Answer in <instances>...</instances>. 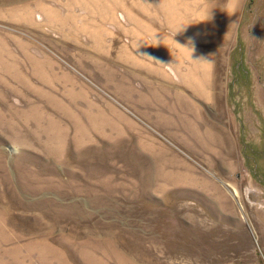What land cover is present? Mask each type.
<instances>
[{
	"label": "rangeland",
	"instance_id": "1",
	"mask_svg": "<svg viewBox=\"0 0 264 264\" xmlns=\"http://www.w3.org/2000/svg\"><path fill=\"white\" fill-rule=\"evenodd\" d=\"M0 264H264V0H0Z\"/></svg>",
	"mask_w": 264,
	"mask_h": 264
},
{
	"label": "clouds",
	"instance_id": "2",
	"mask_svg": "<svg viewBox=\"0 0 264 264\" xmlns=\"http://www.w3.org/2000/svg\"><path fill=\"white\" fill-rule=\"evenodd\" d=\"M182 28H183V26H182L181 28L177 29L176 33H177L178 31H180Z\"/></svg>",
	"mask_w": 264,
	"mask_h": 264
},
{
	"label": "bare ground",
	"instance_id": "3",
	"mask_svg": "<svg viewBox=\"0 0 264 264\" xmlns=\"http://www.w3.org/2000/svg\"><path fill=\"white\" fill-rule=\"evenodd\" d=\"M237 192V191H236Z\"/></svg>",
	"mask_w": 264,
	"mask_h": 264
}]
</instances>
